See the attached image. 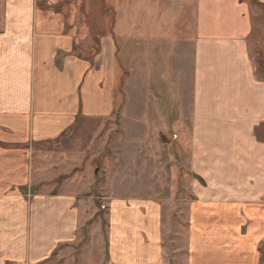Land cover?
I'll return each mask as SVG.
<instances>
[{
  "label": "crops",
  "instance_id": "obj_1",
  "mask_svg": "<svg viewBox=\"0 0 264 264\" xmlns=\"http://www.w3.org/2000/svg\"><path fill=\"white\" fill-rule=\"evenodd\" d=\"M261 12L264 0H0V264L48 261L74 244L85 214L68 175L77 158L40 163L41 181L67 175L57 194L31 200L22 149L57 142L69 154L79 123L99 131L118 115L123 177L146 167V149L185 173L187 247L174 262L253 264L264 238V76L252 61ZM110 207L106 263L82 251L63 264H167L160 206Z\"/></svg>",
  "mask_w": 264,
  "mask_h": 264
},
{
  "label": "rangeland",
  "instance_id": "obj_2",
  "mask_svg": "<svg viewBox=\"0 0 264 264\" xmlns=\"http://www.w3.org/2000/svg\"><path fill=\"white\" fill-rule=\"evenodd\" d=\"M257 15H255L257 18L254 21L255 24L259 22V26H255L257 34L254 36V43L256 40V46L254 45L252 61L255 69L258 70L256 76L260 78L264 76V32L258 35V29L260 30L259 27L261 25L262 30H264V13L261 12ZM100 123L99 131L97 129L94 130L92 122L85 125L79 123L77 126L79 128L83 126V128L78 133V136L72 135L77 143H72L69 154L66 152V145L63 147L57 142L50 143V146L46 148L43 145L40 150H37L39 148H33V150L32 146L22 149L24 155L28 154L30 163H32L29 164L32 165L30 176L28 175V180L24 185L26 192L30 190L31 200L34 196L39 195L41 191L47 194H57L61 183L64 182L63 176L67 174L54 172L51 181H41L43 179H39V164L46 163L50 165L51 163L55 167L58 165L55 161L56 157L63 154L64 156L67 154V157H70L72 161H76L77 158L78 166H68L70 171L68 175H70V182L74 184L76 180V183L84 188L81 191L78 190L80 194L83 195L85 193L83 198L85 199V214L84 216L82 215L79 227L74 229V241L72 242L74 244L69 247L63 244L56 245L54 248L56 250L48 261L42 260L37 263H34V261L23 262L22 264H63L64 260L70 256V253L74 252L77 254L82 251L87 253L97 251L100 254V258L102 257V260L106 263V259L105 257L103 259V256L105 243L109 237L108 216L111 209L110 204L114 199H121L127 202L145 199L159 205L161 208L162 253L165 254L166 260H168L167 264H177L172 259V255L178 249H180L181 253H184L183 248L187 247L188 238V213L185 211L186 203L184 201L188 198L180 197L178 194L186 189L187 182L183 179L185 173L182 170H178L177 159L170 154L169 162H166L165 156L159 150L152 155L151 149H146L150 152V157L142 159L146 167L135 172L138 176L127 174L126 177H123L124 174L121 172L123 171V161H120L122 156L120 157L119 153V157L117 156L119 147H122L120 146V140L123 139L120 116L118 115L110 120H101ZM159 137L160 140H163L161 136ZM116 140L115 145L114 142ZM146 150L138 148L135 152L139 155ZM77 151L78 154H76ZM33 154L36 155L34 162ZM150 161L154 162L152 166ZM163 162L166 163L162 164ZM75 168H78V170L73 171ZM137 168L140 169L141 165H138ZM133 169L134 171L136 170L134 167ZM31 174L32 176H37V180L32 179ZM125 190L129 195H112L115 191L125 192ZM80 199H82V196ZM88 219L92 221H88ZM98 221L103 222V224H99L100 227H95L94 224ZM244 231L242 229L241 233H244ZM256 247V258L253 264H264V238L257 241ZM62 255L64 257L63 260H61ZM5 264H11V262H6Z\"/></svg>",
  "mask_w": 264,
  "mask_h": 264
}]
</instances>
